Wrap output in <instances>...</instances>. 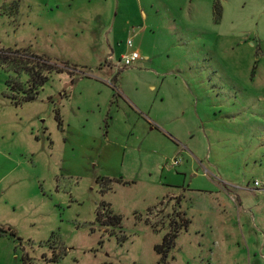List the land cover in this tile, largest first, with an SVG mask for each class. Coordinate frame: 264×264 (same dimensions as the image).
<instances>
[{
    "label": "rangeland",
    "instance_id": "rangeland-1",
    "mask_svg": "<svg viewBox=\"0 0 264 264\" xmlns=\"http://www.w3.org/2000/svg\"><path fill=\"white\" fill-rule=\"evenodd\" d=\"M0 49V264H264V0H0Z\"/></svg>",
    "mask_w": 264,
    "mask_h": 264
},
{
    "label": "trees",
    "instance_id": "trees-1",
    "mask_svg": "<svg viewBox=\"0 0 264 264\" xmlns=\"http://www.w3.org/2000/svg\"><path fill=\"white\" fill-rule=\"evenodd\" d=\"M216 18L219 16L218 11H216ZM23 54L25 53H21V50H11V49H7V50H3L0 49V65H5V64H10L12 65L13 63H21L23 59H21V55L23 56ZM33 58H35V60L44 63V65L46 66L45 69H41L38 70V66L34 65L30 66L29 69L25 70L29 76V80H28V89L26 90H22V89H18V93L20 94L19 97H14L13 95H11L9 97V99L11 100V102L13 103V105L18 106L20 104H22L23 102H27V101H32L37 93H38V88H40L45 82H46V76L43 74V71H50L51 69H55L56 71H60L61 68H58L56 65H52L50 63H48L47 59L42 57V56H38L35 54ZM104 214L106 215V211H104ZM106 217H110L111 221H115L116 224H118L120 222V217L115 215V214H111L107 212ZM184 221V220H183ZM188 220L185 221V224H182L184 227L187 226L188 224ZM178 230L174 229L172 231H169L168 233L164 234L162 237V240L159 244H156L154 246L155 251L158 254H161L162 256H164V258L166 257V253L169 250V248L172 246L173 241L175 236L177 235ZM163 248V251H161L160 249Z\"/></svg>",
    "mask_w": 264,
    "mask_h": 264
},
{
    "label": "crops",
    "instance_id": "crops-1",
    "mask_svg": "<svg viewBox=\"0 0 264 264\" xmlns=\"http://www.w3.org/2000/svg\"><path fill=\"white\" fill-rule=\"evenodd\" d=\"M172 79L174 83L169 82L172 80L167 79L166 77L156 78L155 80H152L148 86L149 90L153 92L155 91L152 101L158 99L159 103H163V105L159 107V112L161 113H158V117L155 119L162 128H172V125L178 120L179 122H184L185 124L187 115H185L184 112L178 113V111L175 110V104L178 107H183V104L187 102L186 97L190 93L192 94L193 91L192 85L189 82L185 80H178L177 78ZM177 81H180V86L177 85ZM167 87L169 95L167 93ZM124 96L131 102V104L134 103L138 106L141 105V101H135L134 98L129 95L124 94ZM181 124L182 123H180V125ZM186 125L187 124H185V128H187Z\"/></svg>",
    "mask_w": 264,
    "mask_h": 264
},
{
    "label": "built area",
    "instance_id": "built-area-1",
    "mask_svg": "<svg viewBox=\"0 0 264 264\" xmlns=\"http://www.w3.org/2000/svg\"><path fill=\"white\" fill-rule=\"evenodd\" d=\"M127 45L130 47L131 46V40L128 39L127 40ZM140 59V54L138 51L136 50H132L131 52H127L125 54H123L121 56V62H122V65L125 66V67H130L133 65V63ZM179 161L177 159H173L172 162H171V165L172 166H176L178 165ZM257 182L255 181V184Z\"/></svg>",
    "mask_w": 264,
    "mask_h": 264
}]
</instances>
